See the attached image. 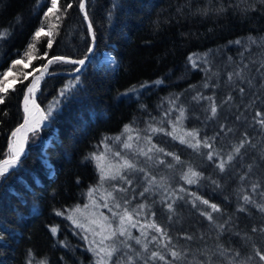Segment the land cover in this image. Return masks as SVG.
Masks as SVG:
<instances>
[{"label": "trees", "instance_id": "trees-1", "mask_svg": "<svg viewBox=\"0 0 264 264\" xmlns=\"http://www.w3.org/2000/svg\"><path fill=\"white\" fill-rule=\"evenodd\" d=\"M60 2L61 6L65 5V0ZM72 2L73 8L60 21L51 19V23L59 25L53 30V46L48 49V37H43L38 44L39 55L47 51L49 58L55 55L79 59L87 51L88 33L78 11L77 0ZM185 2L186 0H119L123 6L114 8L113 0H87L86 11L97 45L85 69L78 74L81 77L79 88L82 90L78 89L76 97L63 107L54 123L43 128L36 137H31L30 134L22 167L0 182V264H25L28 250L32 251L37 261L46 258L48 264H91L92 254L86 250L85 241L77 235L80 229L75 230L70 221L56 216L52 210H70L76 205L83 209L89 200L88 189L97 183L98 178L95 164L85 161L84 157L97 151L96 146L103 137L120 133L125 124L134 122L136 127L142 119L149 121L152 117L159 118L163 109L167 108V104L162 105L166 97L181 94V103L188 109L189 117L184 121V128L199 129L201 137H211L218 133L220 124L233 129L227 136L221 133L217 137V150L229 151L230 145L247 133L251 143L256 144V149L248 148L242 163H251L253 158L257 164L262 163L259 153L261 147H264V133L258 125L252 123L254 112L264 109V98L256 99L252 94L260 87V78H256L253 89H249L246 83L240 85L245 87V93L241 95L238 89L225 84L227 73L234 67L230 63L229 70L219 69L214 80H209V88H203L205 73L192 69L191 65L187 66L186 71L185 63L190 53H204L209 49H221L225 59L229 61L231 57L232 61L238 62L244 49L239 45H230L229 41L245 39L249 35H264V15L259 12L249 13L247 18H242L232 10L217 13L215 9L220 7L222 0H191V10L185 8L181 15L177 12V7ZM223 3L227 4V0H223ZM47 6H50V0L47 3L40 0V6L36 5V0H0V28H8L12 33L7 40L0 41V70L7 68L12 59L19 58L17 52L23 55L34 31L41 25ZM245 6L241 4V7ZM204 7L211 9L207 16L197 13L198 8ZM18 16L23 18L20 24L16 23ZM47 30L45 23V31ZM250 51L259 53L260 50L253 46ZM244 55V62L256 59L248 52ZM45 62L46 59H37L32 61V66L24 67L28 63L25 58L18 68L29 72L31 67ZM73 67L71 64L57 63L50 67V71H71ZM74 77L52 76L45 79L37 93V101L41 107L48 105L58 94V90ZM158 79L163 80V83H151ZM29 80L24 84L16 83L17 90L10 91L6 103L0 105V158L6 152L10 131L22 119L21 99ZM217 81L219 87H213ZM144 82H148V87L140 89V95H119L133 85L139 87ZM190 85L195 88L191 89ZM197 91L206 96L215 94L217 103L231 93L233 101L218 110L215 120L205 121L206 113L196 115V110H191L197 106L192 100ZM201 104L206 106L207 102L202 101ZM3 112L7 115H3ZM238 115L240 120L236 119ZM180 134L182 133L178 130L177 135ZM155 137L161 138V147L177 153L184 162L182 165H175L173 169L165 168L173 178L171 183L165 182L169 191L183 187L187 192L195 193L210 203L219 204L224 215L218 222H223L229 214L235 213V179H229L228 174H221L218 169L209 167L206 159L194 153L191 148L167 136ZM99 151L102 152L103 147ZM202 151L206 152L207 149ZM165 159L171 161V157ZM188 166L203 172L204 177L218 180L222 187L215 188L209 179H202L193 185L185 184L180 176L183 171H187ZM154 170L155 173L161 171L156 167ZM253 171L255 176L260 175L259 168H254ZM77 179L79 183L76 182ZM136 188L137 192L142 191V183H137ZM159 191L162 195V190ZM154 199L159 201L160 195H154ZM191 200V196H186L184 200L175 201L171 222L168 220L167 210L156 203L155 219L162 225H170L169 233L174 240L185 233L197 238L202 233L206 234L204 241L195 239L186 242L180 239L181 244L191 243L195 248L206 241L208 245H214L215 233L209 232L208 221L192 207ZM140 202L151 203L150 200L144 201L138 197L133 205ZM199 208L203 209L205 206L200 204ZM34 209H39V214H33ZM207 210L211 211L210 208ZM213 215L221 217L220 213ZM235 215L238 217L236 223L241 234L247 232L260 244V234L251 233L250 229L262 223L261 214L252 208L251 215ZM49 226L59 227L56 236H52ZM133 233L139 235L134 229ZM221 240L225 244L231 242L233 247L244 244L239 236L231 233H225ZM58 241H65L69 247H62Z\"/></svg>", "mask_w": 264, "mask_h": 264}, {"label": "snow or ice", "instance_id": "snow-or-ice-1", "mask_svg": "<svg viewBox=\"0 0 264 264\" xmlns=\"http://www.w3.org/2000/svg\"><path fill=\"white\" fill-rule=\"evenodd\" d=\"M47 3V0H45ZM80 11L84 14V19L88 20L86 11V0H77ZM241 4L246 5L241 7ZM36 5L40 6V0H36ZM123 5L119 0H113V7L120 8ZM73 8L72 0H65V5L61 6L60 0H50V6L43 12V20L41 25L34 31L31 42L28 43L27 49L21 56L17 52L19 58L12 59L11 64L0 70V105L6 103L9 92H15L16 83L24 84L29 80L24 91V117L23 122L19 123L10 131L8 136L7 151L2 153L0 158V182L8 175H14L22 167V157L26 156L25 145L31 137H36L43 128L54 123L59 116L63 107L76 97L78 89L81 85V77L76 75L72 80L66 83L58 94L53 97L45 107H41L37 103V92L40 91L41 82L46 76L55 75L54 71H50V67L57 64H71L74 73H81L85 69L87 62L91 59L90 54L94 52V47H87V51L83 53V58L72 59L65 56H51L47 51L39 55L40 49L38 44L43 37H48L47 47L51 49L53 46V30L59 27L58 24L51 23V19L60 21L63 15H66ZM191 10V0H186L185 4L177 7V12L183 15L184 9ZM232 10L238 13L242 18H247L249 13L255 14L259 12L264 15V0H227V4L221 2L220 7L216 8L217 13ZM211 11L210 8H198L197 13L207 16ZM111 15V13H110ZM22 17L16 18V23H22ZM45 23L48 30L45 31ZM157 29L159 25L157 24ZM88 32L95 41V34L91 23L88 24ZM12 33L8 28H0V41L7 40ZM229 44L239 45L244 49L240 53L238 62H229L234 65L233 70L228 72L226 86L238 89L239 93H245V87L240 86L247 84L249 89L255 88L256 78H260V87L253 92L256 99L264 98V35L251 36L245 39H237L229 41ZM255 46L260 51L253 53L250 50ZM214 50L209 49L207 52H192L186 58L185 70L191 65L194 70H200L205 73L203 88H209V80L212 72L210 55ZM218 51V50H216ZM248 52L250 56L256 59L245 61L244 53ZM27 58L28 63L24 67L32 66V61L40 59L45 60L39 66L31 67V71L25 72L18 68ZM258 61V64H257ZM218 75V73H212ZM11 76L12 82H9ZM160 85L163 80H155L151 82ZM148 87V82H144L139 87L133 85L120 96H129L130 94L140 95V89ZM213 87H219V81ZM191 89L195 86L190 85ZM260 93V95H257ZM192 100L203 108L206 113L205 121L215 120L218 110L225 104H231L233 96L231 93L226 95L219 103L212 96H206L202 92L197 91L192 96ZM202 101L207 104L201 105ZM255 103V100L252 101ZM167 104L159 118L152 117L146 121L144 129L134 127V122L125 124L115 136H105L96 146L97 151L90 152L84 157L85 161H92L95 164L98 180L93 186H90L87 192L89 204L83 206L76 205L72 209H56L53 213L56 216L63 217L71 222L72 226L80 229L77 235L81 236L87 245V251L92 254L91 264H264V147H261L259 160L262 162L257 164L255 158L251 163L246 165L242 163L243 156L247 155V149H256V144L251 143L249 135L244 133L238 142L230 145V150L224 152L223 149L217 150V137L223 133L225 136L233 132V129L220 124V131L209 137L207 135L201 137L199 129L187 130L184 128V121L189 117L188 109L181 103V94L164 98L162 105ZM144 108V105H141ZM3 115H7L3 112ZM199 119V117H197ZM237 120L241 117L238 115ZM252 123L258 125L261 132L264 133V109L256 110L252 117ZM251 126V125H250ZM182 134L177 135V131ZM163 135L170 137L173 141L191 148L194 153L204 157L209 163V167L218 169L221 174H228L229 179L237 181L236 198L237 206L235 213L251 215V209L255 208L261 214L260 225L251 227V233L260 234V244H257L247 232L241 234L238 230L236 221L238 217L229 214L223 222H218L224 215V211L217 203H210L209 200L203 199L195 193H189L183 187L173 191L168 190V186L163 182L164 177H157L150 173L149 166L155 167L163 165L168 169H173L175 165H182L184 162L175 152L166 151L165 148L159 147L153 143V137ZM119 145L120 150H114V146ZM103 147L104 151L99 149ZM202 149H207L206 152ZM242 150H244L242 152ZM171 157V161L166 160ZM141 158L143 160L141 161ZM174 162V163H173ZM141 163L145 167H141ZM254 168L260 169V175L255 176ZM246 169V170H242ZM140 174V175H138ZM180 179L185 184H197L202 179H209L210 182L219 189L222 185L218 180L211 177H204L203 172L197 171L188 166L187 171H183ZM79 183V179L76 181ZM142 182V191L137 192V183ZM162 190L163 194L161 195ZM185 193V195H180ZM152 194V195H150ZM154 195H160V200L153 198ZM186 196H191L190 203L194 209L199 211L200 216L204 217L209 224V232L215 233L216 242L214 245H208L205 241L203 245L193 248L191 243H180V239L186 242H192L195 239L205 240L204 233L199 238L183 234L182 237L174 240L169 233L170 225H162L155 217L157 215L154 205L159 203L169 213L168 220L172 221L174 213V203L176 200H184ZM144 201L133 205V201L137 198ZM227 200L228 197H225ZM102 201V203H101ZM199 202V204L197 203ZM202 204L205 208L200 209ZM93 209L87 212L85 210ZM105 208L110 213L105 215L98 209ZM211 209L208 211L207 209ZM213 213H220L221 217L217 218ZM33 214H39V209H34ZM133 229L139 233L134 235ZM52 236H56L59 231L58 226H49L48 229ZM225 233L239 236L244 244L241 247L231 246L222 242L221 237ZM62 247H69L65 241H58ZM243 249H247L244 251ZM63 259V257L61 258ZM25 264H48L47 259L37 261L31 250H28L25 257Z\"/></svg>", "mask_w": 264, "mask_h": 264}, {"label": "rangeland", "instance_id": "rangeland-1", "mask_svg": "<svg viewBox=\"0 0 264 264\" xmlns=\"http://www.w3.org/2000/svg\"><path fill=\"white\" fill-rule=\"evenodd\" d=\"M216 50H218V51H216ZM216 50H214L213 51V53L210 55V57H209V60L211 61V69H212V72L211 73H209V75L211 76V79L212 80H214V78L217 76V75H212V73H217V71L220 69V70H222V71H227V70H229V67H230V62L228 61V59H225L224 57H223V53H222V50L221 49H216ZM222 56V57H221ZM55 73L56 72H58V71H54ZM228 74V73H227ZM210 79V80H211ZM227 81V80H226ZM9 82L11 83L12 82V78H9ZM228 87V86H227ZM201 105H203V104H201ZM191 110H196V115H198V114H201V113H205L204 111H203V108L200 106V105H197L196 106V109H191ZM191 113V112H190ZM192 114V113H191ZM146 121L144 120V119H142L141 121H140V123L138 124V125H135L136 127H138L139 129H144L145 128V126H146V123H145ZM159 139H161V138H156V137H153V143H156L159 147H161V144H160V142H159ZM47 142V141H46ZM47 143H49V142H47ZM114 150H120V146L119 145H115L114 146ZM103 151H104V149H103ZM102 151V152H103ZM143 160V158H141V161ZM141 167H145V165L143 164V163H141V165H140ZM157 168L158 170L159 169H161V171H159L158 173H155V170H154V168ZM155 167H151V166H149L148 167V169L147 170H149L150 171V173H151V170H152V174L154 175L155 174V176L157 177V179L159 178L160 179V177H164V183L165 182H169V183H171V181H172V176L171 175H169V172L167 171V170H165V168H167V167H165V166H163V165H160V166H155ZM138 175H140V174H138ZM97 177H98V174H97ZM158 179V180H159ZM97 180H98V178H97ZM140 183H142V182H140ZM139 184V183H138ZM142 186H143V184H142ZM138 198V197H137ZM153 198H154V196H153ZM101 203H102V201H101ZM86 204H89V200H88V202L87 203H85L84 205H86ZM154 208H156L155 206H154ZM86 211V213L87 212H90V211H93V209H88V210H85ZM98 211L99 212H103L105 215H109L110 216V213L108 212V210L107 209H105V208H100V209H98ZM159 217V216H158ZM182 218H184V217H182ZM159 219H160V217H159ZM71 223V222H70ZM72 225V224H71ZM73 227V226H72ZM74 228V227H73ZM75 230H76V228H74ZM78 230V229H77ZM134 231H135V229H134Z\"/></svg>", "mask_w": 264, "mask_h": 264}, {"label": "water", "instance_id": "water-1", "mask_svg": "<svg viewBox=\"0 0 264 264\" xmlns=\"http://www.w3.org/2000/svg\"><path fill=\"white\" fill-rule=\"evenodd\" d=\"M86 3H87V0H86ZM78 11H79V13H80V15H81V17H82V20H83V22H84V25H85V27H86V30H87V33H88V37H89V45H88V47L89 46H93L94 47V50H95V48H96V39H95V41L93 42V39H92V36L89 34V32H88V24L89 23H91V21H90V19H88V20H85L84 19V14L80 11V9H79V6H78ZM93 31H94V29H93ZM93 54V53H92ZM92 54H90V56H92ZM83 58V57H82ZM79 59H81V58H79ZM89 62V61H88ZM87 62V63H88ZM56 75H61V76H75V75H77V73H74L73 71H71V72H64V71H58V72H56L55 73V75H53V76H56ZM47 77H50V76H46L45 78H47ZM30 81H31V79H30ZM30 81L28 82V83H30ZM43 82V81H42ZM41 82V83H42ZM22 108H24V100H22ZM22 122H23V120H22ZM21 122V123H22ZM19 124V123H18ZM17 124V125H18ZM16 125V126H17ZM15 126V127H16ZM7 148H8V143H7ZM25 149H26V153H27V144L25 145ZM6 151H7V149H6ZM24 157H22V159H23Z\"/></svg>", "mask_w": 264, "mask_h": 264}, {"label": "bare ground", "instance_id": "bare-ground-1", "mask_svg": "<svg viewBox=\"0 0 264 264\" xmlns=\"http://www.w3.org/2000/svg\"><path fill=\"white\" fill-rule=\"evenodd\" d=\"M81 16V15H80ZM82 18V17H81ZM92 24V23H91ZM96 39V38H95ZM96 45H97V42H96ZM96 49V48H95ZM94 52H95V50H94ZM94 52H93V54H94ZM92 54V55H93ZM92 57V56H91ZM82 58V57H81ZM90 61V60H89ZM88 64V63H87ZM86 64V65H87ZM72 71V70H71ZM71 71H64V72H71ZM83 71V70H82ZM78 75V74H77ZM56 76H61V75H56ZM76 76V75H75ZM50 77H52V76H50ZM65 77H73V76H65ZM47 78H49V77H47ZM47 78H45V79H47ZM30 79H31V77H30ZM44 79V80H45ZM43 80V81H44ZM30 81V80H29ZM43 83V82H42ZM42 83H41V85H42ZM28 84V83H27ZM26 84V85H27ZM38 93V92H37ZM22 100H24V92H23V96H22V99H21V109H22V113H23V116H22V119H21V121H20V123L22 122V120H23V117H24V111H23V108H22ZM37 103H38V101H37ZM39 104V103H38ZM27 154V153H26Z\"/></svg>", "mask_w": 264, "mask_h": 264}]
</instances>
